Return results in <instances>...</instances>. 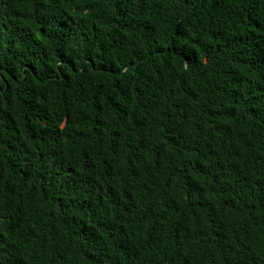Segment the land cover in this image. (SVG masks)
Segmentation results:
<instances>
[{"label": "trees", "instance_id": "1", "mask_svg": "<svg viewBox=\"0 0 264 264\" xmlns=\"http://www.w3.org/2000/svg\"><path fill=\"white\" fill-rule=\"evenodd\" d=\"M0 264H264V0H0Z\"/></svg>", "mask_w": 264, "mask_h": 264}]
</instances>
